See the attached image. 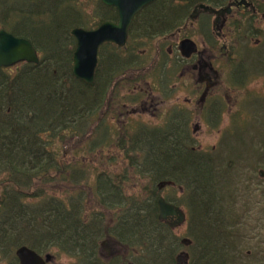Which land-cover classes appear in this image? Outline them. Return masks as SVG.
<instances>
[{
    "label": "trees",
    "instance_id": "16d2710c",
    "mask_svg": "<svg viewBox=\"0 0 264 264\" xmlns=\"http://www.w3.org/2000/svg\"><path fill=\"white\" fill-rule=\"evenodd\" d=\"M89 2L97 5L92 13L79 0H0V28L29 39L39 55L37 64H17L21 67L14 74L0 68V263L17 264L14 251L26 245L41 254L55 249L77 264H98L100 240L111 236L134 256L132 264H175L182 245L157 217L158 183L169 181L174 185L164 188L179 189L192 218L199 213L206 219L205 228L193 234L188 264H241L228 255L226 246L236 245L228 239L225 213L216 205L226 192V172L217 164L221 151L195 147L188 111L182 110L180 119L174 109L166 110L157 127L119 132L104 125L105 130H98L99 118H106L101 115L111 81L122 78L125 86L129 76L124 75L146 65L150 54L135 53L131 59L126 52L112 50L113 66L101 80L99 66L93 83L76 78L70 30L92 29L116 14L99 0ZM144 15L145 11L138 17ZM153 15L150 11L149 17ZM175 18L164 21L165 33L173 30ZM140 21H134L138 26L132 25L129 33L135 52L144 49L157 30L145 24L142 30ZM167 63L163 59L155 75L166 79V71H172ZM243 73L235 79L246 80ZM214 112L203 116L213 126L223 109ZM68 143L92 156L81 154L84 164L66 161ZM105 147V160L92 163L95 150ZM116 150L125 152L126 165L114 166L111 155ZM125 175L147 181L128 193L125 183L132 180H125ZM137 251L139 256L134 255Z\"/></svg>",
    "mask_w": 264,
    "mask_h": 264
},
{
    "label": "rangeland",
    "instance_id": "374dc122",
    "mask_svg": "<svg viewBox=\"0 0 264 264\" xmlns=\"http://www.w3.org/2000/svg\"><path fill=\"white\" fill-rule=\"evenodd\" d=\"M79 1L83 4L87 13H92L94 7L96 8L97 6L93 2H89V0ZM177 24L178 22L175 23V26ZM252 43L253 40L240 41L238 44L240 52L247 51L246 55L242 57L238 56L236 66L232 65V68H227L230 73L231 70L237 67L240 60L243 59L242 64L247 65V68L245 67L247 74L246 82L242 86H239L234 83V78L227 75V71L222 74V83L225 90L228 91L229 99L224 98L222 101L223 113L220 116L219 122L215 126L211 125L208 123L207 117H199L202 112L196 109L194 113H191L188 127L192 134V142L196 148L214 151L215 154L218 150L221 151L220 162H217V164L222 165L226 172L225 183L222 185L226 192L222 198L218 197L216 205L225 213L226 224L224 225H227L226 235L233 242L232 244L236 245V249L226 246L228 255L234 258L235 261L238 258L241 264H264V175H259L260 170L264 171V146L260 144L261 138H264V39L257 48L252 47ZM151 63L148 62L147 66H151ZM169 63L170 65L173 64V62ZM251 65H255L257 69L250 68ZM19 67L21 66L16 65L8 68V70L14 74L20 69ZM167 70H172L168 71V75L166 71L167 80L158 79V87L161 94L159 95L156 92L157 94L154 97L150 96L153 102L160 103L159 106L161 105L162 112H166V110L172 107L175 95H179L177 92L175 95H169L168 85L174 82V80L171 82L174 78V66L171 65ZM155 74L156 70H152L149 74L151 80L156 79ZM236 75L237 72L234 73V76ZM124 76L128 77L129 75ZM123 82H125L124 79ZM121 85H118L114 91H109L104 100V103L108 102V109L106 110L108 117V113H111V108L118 105L120 106L119 111L122 115H129L131 111L139 112L138 107L131 109L129 104H124V107L122 106V102L127 101L129 91L124 88L123 84ZM122 98H125V100H122ZM194 105L192 104V109H194ZM145 116L146 118L144 117V119H149L151 124H157L161 120L149 118L146 114ZM141 120L143 121V116ZM214 121H211L212 124ZM132 123L135 128H139L143 124L137 121H133ZM137 123L140 125H136ZM103 149L101 152L100 148L95 150L94 154L97 155V159H94L92 163H96L98 160H105L108 153L106 147ZM81 154L89 157L92 156V153H86L83 148L77 151L76 143H68V149L64 154V158L72 164L75 162L72 160L77 159L78 164H84L85 160L81 158ZM111 156H115L113 160L114 166L126 165L127 157L124 151L116 150ZM124 179L132 180L125 183L124 189L128 193L138 191L139 189L136 187L139 186V183L147 181L142 176L127 177L125 175ZM161 194L176 199L187 216V220L183 224L172 229L173 234L179 239L181 237H188L193 240V234L198 232L199 229L205 228L206 219L199 213L192 218V212L190 213L188 208L189 205L183 199L178 188H164L159 192V195ZM108 218L109 216H107ZM107 238L109 237H103L100 242L107 240ZM203 238L206 237L204 236ZM110 240L102 246L103 261H99L98 264H104L105 257L110 256L108 252L112 250L117 251L113 256H110L113 263L132 264L131 261L135 260L134 256L128 251L126 253L122 246L111 244L112 241ZM227 244L230 245L228 240ZM181 250L190 253V248L184 246L179 247L176 253ZM49 253L52 255L49 264H77L76 259L61 253L59 254L55 249H52ZM140 253V251H137L134 255L139 256ZM123 255H125V259H122ZM164 257L163 255L162 259ZM147 258L148 255L144 257L146 260ZM0 264L9 263L1 262Z\"/></svg>",
    "mask_w": 264,
    "mask_h": 264
},
{
    "label": "flooded vegetation",
    "instance_id": "af4514ba",
    "mask_svg": "<svg viewBox=\"0 0 264 264\" xmlns=\"http://www.w3.org/2000/svg\"><path fill=\"white\" fill-rule=\"evenodd\" d=\"M173 2L171 3L170 0L149 2L132 17L127 31V39L123 45L111 41H103L99 45L97 66H99L100 80L104 71H109L113 66L112 50L126 52L131 59L135 53L136 55L150 54L146 65L140 68L133 66L135 70L128 71V83L124 86L130 95L126 102H122V106L129 104L131 109L138 107L139 112L131 111L129 115L125 116L119 111L120 106L118 105L111 108L108 117L106 115L108 102H105L103 103L105 114L101 116L106 115V118L105 120L99 118V131L105 130L104 125H107L108 128H115L119 132L130 131L135 127L133 121L141 122V124L143 123L141 126L147 127H157L163 123L164 114L162 113L165 112H162L160 103L153 102L150 96L154 97L157 93L161 94L158 79H165V76L155 75V80H151L149 77L152 70L159 69L163 59L168 60V68L171 65L174 66V78L171 81L174 80V82L168 85L169 95H175L176 92L179 94L178 96L175 95L172 107L168 110L174 109V114L180 119L182 118V110L188 111L187 115L190 118L191 113H194L196 109L202 112L199 117L207 116L216 108L223 109L222 101L224 98L228 100L229 95L223 86L222 74L227 71V75L232 78L245 75L243 71L247 65L242 64L243 59L230 73L227 68H232V65L236 66L238 56L246 55L247 51L240 52L238 46L240 41L253 40L252 47L257 48L264 39V0H173ZM102 4L106 7H112L116 14L111 18L99 21L95 28H98L104 21H118L116 7ZM151 4L152 6H150ZM143 11L146 12V15L138 17ZM150 11H153L154 15L149 17ZM172 16H176L175 19L178 24L173 30L165 33L164 28L167 23L164 21ZM140 18L139 27L142 30L145 25L150 29L153 27L154 30H157H155L156 33L149 40L148 45L144 49H137L135 52L134 46L130 45L135 44V41H130L129 33L132 25L138 26L139 22L136 24L134 21ZM143 18L144 20H142ZM183 39H190L196 45V51L189 56L182 55L179 49V42ZM148 62H152L151 66H147ZM169 62H173V64L170 65ZM236 72L237 75L234 76ZM126 82H123L122 78L115 77L109 84V90L112 92L116 89L117 83L124 84ZM245 82L246 80H234V83L239 86ZM192 104H195L194 109H192ZM160 112L162 113L160 114ZM145 114L149 118L161 120L157 124H151L149 119H144V117L146 118ZM161 115L162 117H160ZM142 116L143 121L141 120ZM136 125L140 124L137 123ZM163 198L166 202L179 206L178 201L175 200L176 204L171 200H166L165 196ZM109 240L112 241L111 244L113 245L122 246L111 237L103 240L99 245L101 248H99L98 254L101 262L103 261L102 246ZM108 253L113 256L117 251L112 250ZM110 256L105 257L104 264H115ZM122 259H125V255L122 256ZM49 263L50 261L47 262V264Z\"/></svg>",
    "mask_w": 264,
    "mask_h": 264
},
{
    "label": "water",
    "instance_id": "95a60500",
    "mask_svg": "<svg viewBox=\"0 0 264 264\" xmlns=\"http://www.w3.org/2000/svg\"><path fill=\"white\" fill-rule=\"evenodd\" d=\"M153 0H101L108 6H115L118 12V21H104L98 28L84 29L74 27L70 34L75 38V49L72 56L73 75L90 84L94 81L95 67L97 64V50L103 41H111L123 45L127 39V31L132 17L146 4ZM179 49L184 56H189L196 51V45L190 39L179 42ZM20 62L38 63L39 57L32 43L24 38L16 36L5 29H0V68L10 67ZM263 176L264 171L260 170ZM171 182H159L158 188H162ZM158 219L166 222L174 228L185 220L184 212L175 205L164 200L161 196L157 200ZM170 218V219H168ZM182 243L188 244V238H182ZM18 264H47L52 255L47 253L43 256L26 245H21L15 250ZM187 253L177 255V264L185 261Z\"/></svg>",
    "mask_w": 264,
    "mask_h": 264
},
{
    "label": "bare ground",
    "instance_id": "6f19581e",
    "mask_svg": "<svg viewBox=\"0 0 264 264\" xmlns=\"http://www.w3.org/2000/svg\"><path fill=\"white\" fill-rule=\"evenodd\" d=\"M189 205V204H188ZM190 209V208H189ZM193 210L195 211V212H197L198 210L196 209V208H193ZM190 213H191V210H190ZM193 216V215H192ZM106 237H111V236H106ZM111 238H113V237H111ZM182 238H188V237H181L180 239H179V241H180V244L182 245V246H184V247H189L190 245H191V242H192V239H190V238H188L189 240H190V242L188 243V244H184V243H182ZM116 240V239H115ZM121 244V243H120ZM122 245V244H121ZM122 247L125 249V251H126V253H127V248H125L123 245H122ZM182 253H187L188 254V256H187V258H186V260L185 261H181L180 263L181 264H188V261H189V252L188 251H183V250H181V251H179V252H177L176 253V255H175V264H177V259H176V257H177V255H179V254H182ZM179 263V264H180Z\"/></svg>",
    "mask_w": 264,
    "mask_h": 264
}]
</instances>
